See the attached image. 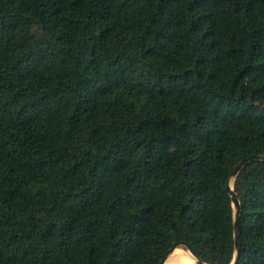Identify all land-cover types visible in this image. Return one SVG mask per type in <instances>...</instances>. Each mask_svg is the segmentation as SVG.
Returning <instances> with one entry per match:
<instances>
[{
  "label": "trees",
  "instance_id": "1",
  "mask_svg": "<svg viewBox=\"0 0 264 264\" xmlns=\"http://www.w3.org/2000/svg\"><path fill=\"white\" fill-rule=\"evenodd\" d=\"M251 156L264 0H0V264H231ZM234 191L264 264V162Z\"/></svg>",
  "mask_w": 264,
  "mask_h": 264
},
{
  "label": "water",
  "instance_id": "2",
  "mask_svg": "<svg viewBox=\"0 0 264 264\" xmlns=\"http://www.w3.org/2000/svg\"><path fill=\"white\" fill-rule=\"evenodd\" d=\"M253 162H264V156H251L247 159H244L243 161L240 162V164L237 166V168L235 169V171L232 173L231 179L228 182L227 185V191L230 194L231 200H232V207H233V211H234V229H235V257L232 261L231 264H237L240 258V253H241V234H240V230H241V226H240V209H241V205H240V201L238 198V195L236 194V192L234 191V185L232 187L231 182L234 179V183L238 177V175L242 172V170L250 163ZM185 247L188 251H190L192 253V255L195 257L196 259V264H207L205 262H203L201 259L197 258L194 254V252L192 251V248L185 244V243H177L174 244L173 247L170 249V251L166 254L165 258L163 259V261L160 264H165L166 260L168 259V257L178 248V247Z\"/></svg>",
  "mask_w": 264,
  "mask_h": 264
},
{
  "label": "bare ground",
  "instance_id": "3",
  "mask_svg": "<svg viewBox=\"0 0 264 264\" xmlns=\"http://www.w3.org/2000/svg\"><path fill=\"white\" fill-rule=\"evenodd\" d=\"M233 187L234 179L231 182ZM165 264H196V259L189 251L177 248L166 260Z\"/></svg>",
  "mask_w": 264,
  "mask_h": 264
},
{
  "label": "rangeland",
  "instance_id": "4",
  "mask_svg": "<svg viewBox=\"0 0 264 264\" xmlns=\"http://www.w3.org/2000/svg\"><path fill=\"white\" fill-rule=\"evenodd\" d=\"M178 248H180V249H182L183 251H186L187 249L185 248V247H178ZM188 251V250H187ZM190 252V251H189Z\"/></svg>",
  "mask_w": 264,
  "mask_h": 264
}]
</instances>
